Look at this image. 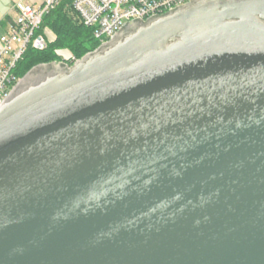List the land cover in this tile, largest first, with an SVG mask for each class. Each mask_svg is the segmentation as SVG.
<instances>
[{"label":"water","instance_id":"obj_1","mask_svg":"<svg viewBox=\"0 0 264 264\" xmlns=\"http://www.w3.org/2000/svg\"><path fill=\"white\" fill-rule=\"evenodd\" d=\"M0 264H264V0L31 67L0 105Z\"/></svg>","mask_w":264,"mask_h":264},{"label":"built area","instance_id":"obj_2","mask_svg":"<svg viewBox=\"0 0 264 264\" xmlns=\"http://www.w3.org/2000/svg\"><path fill=\"white\" fill-rule=\"evenodd\" d=\"M61 0H17L8 30L0 34V105L20 78L12 70L29 45L41 48L51 34L43 17ZM190 0H70L76 18L91 28L100 44L107 42L125 23L165 14ZM66 59V58H65ZM75 61V60H74Z\"/></svg>","mask_w":264,"mask_h":264},{"label":"trees","instance_id":"obj_3","mask_svg":"<svg viewBox=\"0 0 264 264\" xmlns=\"http://www.w3.org/2000/svg\"><path fill=\"white\" fill-rule=\"evenodd\" d=\"M69 1L61 0L54 9L44 15L42 26L48 27L55 34V38L45 43L44 49L39 50L32 45L26 48L12 70L17 78H21L36 64L62 60L61 56L56 55L57 49L67 48L72 56L78 59L100 45L91 28L84 26L80 21L75 22L76 13ZM74 60L65 63L70 65Z\"/></svg>","mask_w":264,"mask_h":264},{"label":"crops","instance_id":"obj_4","mask_svg":"<svg viewBox=\"0 0 264 264\" xmlns=\"http://www.w3.org/2000/svg\"><path fill=\"white\" fill-rule=\"evenodd\" d=\"M17 0H0V34L7 31L11 25L12 19L15 15L13 10V4ZM24 1H33L37 0H24Z\"/></svg>","mask_w":264,"mask_h":264},{"label":"rangeland","instance_id":"obj_5","mask_svg":"<svg viewBox=\"0 0 264 264\" xmlns=\"http://www.w3.org/2000/svg\"><path fill=\"white\" fill-rule=\"evenodd\" d=\"M50 32H51V34L49 35L48 39L45 40V43H48L49 41H51L55 38V34L51 30H50ZM44 46L41 48H37V49H39V50L44 49L45 48ZM56 55H58L59 57L60 56L62 57L61 58L62 60H60L61 62H67L68 60H74V59L76 60V58L74 56H72V53L67 48L57 49Z\"/></svg>","mask_w":264,"mask_h":264}]
</instances>
